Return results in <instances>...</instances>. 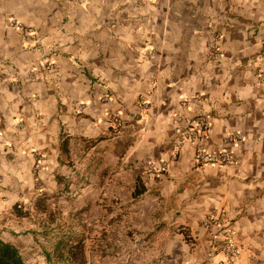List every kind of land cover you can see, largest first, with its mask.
<instances>
[{
	"label": "crops",
	"instance_id": "crops-1",
	"mask_svg": "<svg viewBox=\"0 0 264 264\" xmlns=\"http://www.w3.org/2000/svg\"><path fill=\"white\" fill-rule=\"evenodd\" d=\"M12 18L43 51L23 49ZM199 117L207 150L232 151L236 167H195L182 132ZM76 151L90 177L110 158L137 173L160 264H223L219 230L202 224L211 213L235 233L236 264H264V0H0V220L42 183L72 178L60 164Z\"/></svg>",
	"mask_w": 264,
	"mask_h": 264
},
{
	"label": "rangeland",
	"instance_id": "rangeland-1",
	"mask_svg": "<svg viewBox=\"0 0 264 264\" xmlns=\"http://www.w3.org/2000/svg\"><path fill=\"white\" fill-rule=\"evenodd\" d=\"M76 152L73 161L60 164L73 169L74 176L59 174L55 188L42 183L44 188L20 201L17 210L5 213L0 240L17 247L25 264H63L55 255L58 243L80 240L86 264H160L163 244L137 173L110 158L90 177L83 153Z\"/></svg>",
	"mask_w": 264,
	"mask_h": 264
},
{
	"label": "built area",
	"instance_id": "built-area-1",
	"mask_svg": "<svg viewBox=\"0 0 264 264\" xmlns=\"http://www.w3.org/2000/svg\"><path fill=\"white\" fill-rule=\"evenodd\" d=\"M152 1V0H144ZM9 27H16L24 31V34L28 38L26 43L23 44V49L28 51H43V46L39 44L38 39L35 36V32L31 27H26L21 22L16 19H9L7 22ZM210 62L215 64H220L222 60L221 53L216 49L215 45H212L209 50ZM40 67L49 72L55 71V65L45 57ZM30 78L32 80H41L43 77L37 74V71L30 73ZM44 79V78H43ZM119 114H117V117ZM115 114H107L106 120L113 121L115 119ZM211 130V122L204 117H199L194 119L190 125L182 132L184 138L191 140L195 147L194 153V165L196 168L201 169L206 166H215L219 168H233L237 165V160L232 151L228 149H221L214 152L208 151L206 144L209 140ZM230 141L235 144L243 141L241 133H236L230 136ZM181 156V147L176 145L169 151V157L172 161H177ZM44 157L40 152L36 153L34 170L39 172L43 169ZM154 164L150 165V169L154 170ZM168 169V165L164 162H160L159 172L163 174ZM202 224L206 228L215 227L219 230V251L224 257L223 264H236L241 250L235 241V233L231 227L227 224L226 219L220 214L211 213L207 215Z\"/></svg>",
	"mask_w": 264,
	"mask_h": 264
},
{
	"label": "trees",
	"instance_id": "trees-1",
	"mask_svg": "<svg viewBox=\"0 0 264 264\" xmlns=\"http://www.w3.org/2000/svg\"><path fill=\"white\" fill-rule=\"evenodd\" d=\"M14 209L17 210L18 206L15 205ZM55 255L59 263L86 264L83 240L75 244L70 241L58 243ZM47 258L48 261H51L50 254L47 255ZM0 264H25V261L17 247L0 240Z\"/></svg>",
	"mask_w": 264,
	"mask_h": 264
}]
</instances>
